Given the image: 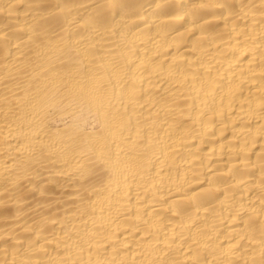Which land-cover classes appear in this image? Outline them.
Here are the masks:
<instances>
[{
    "label": "bare ground",
    "instance_id": "bare-ground-1",
    "mask_svg": "<svg viewBox=\"0 0 264 264\" xmlns=\"http://www.w3.org/2000/svg\"><path fill=\"white\" fill-rule=\"evenodd\" d=\"M0 264H264V0H0Z\"/></svg>",
    "mask_w": 264,
    "mask_h": 264
}]
</instances>
